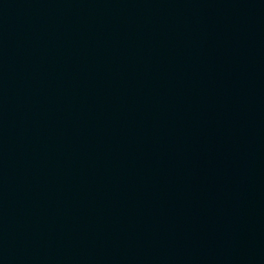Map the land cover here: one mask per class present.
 <instances>
[{"label":"water","instance_id":"water-1","mask_svg":"<svg viewBox=\"0 0 264 264\" xmlns=\"http://www.w3.org/2000/svg\"><path fill=\"white\" fill-rule=\"evenodd\" d=\"M0 264H112L69 0H0Z\"/></svg>","mask_w":264,"mask_h":264}]
</instances>
